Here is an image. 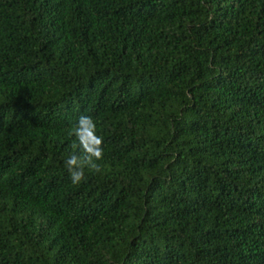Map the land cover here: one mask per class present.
<instances>
[{
    "label": "trees",
    "instance_id": "1",
    "mask_svg": "<svg viewBox=\"0 0 264 264\" xmlns=\"http://www.w3.org/2000/svg\"><path fill=\"white\" fill-rule=\"evenodd\" d=\"M0 264H264V0H0Z\"/></svg>",
    "mask_w": 264,
    "mask_h": 264
},
{
    "label": "clouds",
    "instance_id": "2",
    "mask_svg": "<svg viewBox=\"0 0 264 264\" xmlns=\"http://www.w3.org/2000/svg\"><path fill=\"white\" fill-rule=\"evenodd\" d=\"M69 134L75 138L79 154L69 152L63 164L70 182L79 184L86 179V169L98 170L96 161L103 158L104 138L98 132L97 121L90 115L81 114L70 128Z\"/></svg>",
    "mask_w": 264,
    "mask_h": 264
}]
</instances>
